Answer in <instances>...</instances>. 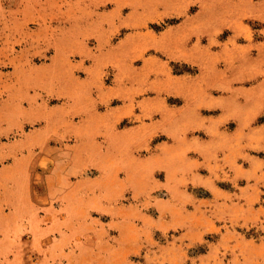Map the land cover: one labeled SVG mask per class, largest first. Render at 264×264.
Returning a JSON list of instances; mask_svg holds the SVG:
<instances>
[{"label":"rangeland","instance_id":"1","mask_svg":"<svg viewBox=\"0 0 264 264\" xmlns=\"http://www.w3.org/2000/svg\"><path fill=\"white\" fill-rule=\"evenodd\" d=\"M0 264H264V0H0Z\"/></svg>","mask_w":264,"mask_h":264},{"label":"crops","instance_id":"2","mask_svg":"<svg viewBox=\"0 0 264 264\" xmlns=\"http://www.w3.org/2000/svg\"><path fill=\"white\" fill-rule=\"evenodd\" d=\"M22 189L24 191L29 190L28 185L25 183L23 185ZM33 208H34L33 205H30V207H29V205H26L22 209L19 204H15L14 207L10 210V212L9 211L6 212L4 208H2L3 210L1 209V211H2L1 215L3 216V219L5 217H11L12 220L17 219V222H14L15 229H14V231H11L12 233H11L10 237L9 236L8 237L7 236L6 237L4 236L6 238V240L11 241V244H15V247H17V248H15L12 251L15 255L16 254H19V250H20V246H17L18 243H19V232L18 231H19V228L21 226L20 225V219H18V218L24 217L23 215L28 214V213H31ZM23 212H25V213H23ZM2 223H4V222H2ZM22 223H24V222L21 221V224ZM25 225H27V223H25ZM27 228L28 227H26V229ZM8 238H11V239H8Z\"/></svg>","mask_w":264,"mask_h":264}]
</instances>
